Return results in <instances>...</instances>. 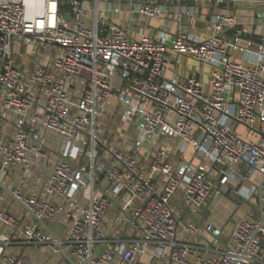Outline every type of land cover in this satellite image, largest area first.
<instances>
[{"label": "built area", "instance_id": "obj_1", "mask_svg": "<svg viewBox=\"0 0 264 264\" xmlns=\"http://www.w3.org/2000/svg\"><path fill=\"white\" fill-rule=\"evenodd\" d=\"M125 1L130 16L156 21L153 34L133 35L117 21L121 5L104 0H66V10L60 0H0V114L17 119L10 142L0 140V175L21 169L15 198L64 228L53 240L31 220L22 243L57 254L59 243L77 264H264V28L226 9L192 31L175 26L198 19L191 9ZM23 46L30 60L18 65ZM173 57L199 69L178 72ZM106 113L117 121L110 139ZM51 155L43 191L25 195L26 175ZM258 192L260 217L236 218L227 236L197 220L210 198ZM4 201L0 189V226L13 230ZM114 203L122 231L108 228ZM0 259L32 264L1 244Z\"/></svg>", "mask_w": 264, "mask_h": 264}, {"label": "crops", "instance_id": "obj_2", "mask_svg": "<svg viewBox=\"0 0 264 264\" xmlns=\"http://www.w3.org/2000/svg\"><path fill=\"white\" fill-rule=\"evenodd\" d=\"M119 1V0H117ZM125 1V0H123ZM136 1V0H135ZM201 1V2H200ZM127 3V2H126ZM160 4H164L167 6L169 14H176V12H181L184 9H191L193 10L196 18L189 20L188 17L183 16L179 22H175V26H181L184 28H189L192 31H198L206 28V25H208V20L211 18V16L218 11H222L224 9L230 8H236V12H238L242 19L241 23L242 25L246 26L250 30H261L264 28V22L260 24L255 23V14L254 13H247L246 10H243L249 5V3L246 2H227L225 4L222 3H216L214 1H204V0H159ZM114 4H120L122 7L121 13L117 17V21L122 22L127 28L130 29V31L133 33V35L138 36L142 33L145 34H153L155 32L157 23L155 20L147 19L141 16V18L133 15L128 12V3L125 6L121 2H116ZM252 3H250L251 5ZM246 6V7H245ZM255 11V10H254ZM110 17H113L110 15ZM24 59L23 65L27 64L30 60L29 57H27L25 54L22 56ZM188 61H191L190 59L186 58H177L173 57L172 60V66L175 68V70L183 71L186 69L190 70H198L199 66L195 64L193 61V64H189ZM170 74V73H169ZM16 122L17 119L15 116H4L0 114V140L10 142L12 139L15 130H16ZM49 140L50 148L53 150L56 149L55 146L58 145L60 142L59 137L57 135L48 134L47 136ZM163 139V138H162ZM161 139V140H162ZM57 141V144L55 142ZM165 143L172 147L174 145V140L166 139ZM53 144V145H52ZM55 144V145H54ZM58 156L51 155L49 156L48 160L43 158L40 160L35 168V172L31 174L26 175V185L23 189L25 195L30 194L32 191L37 190L38 192L43 191L42 182L41 180L46 177V175L49 172L50 164L53 162H57ZM22 175L21 169H16L12 175H10L8 178H4L6 186L12 190L16 187L17 181L19 177ZM230 195H233L235 199H238L236 195L231 193ZM221 201L222 204H220L222 207H219L216 203L217 201ZM240 201V199H239ZM218 202V203H221ZM4 205L8 207V209L16 216L17 223L13 230H9L7 228H4L3 226H0V236H7L10 239V243L4 245L0 241V244L4 246L5 253L9 254H28L31 257L32 264H65L60 254H57L52 251V249L45 247V246H39V247H33L28 244H24L21 241V235L20 231L23 227V225L31 220L33 218L27 213V211L13 198L5 194V201L3 202ZM181 204H177L178 207H180ZM215 207L219 208L222 212H224L225 218L230 216L232 214L234 207H240L239 204L235 202V200H232L228 196H217L210 198L205 207L202 210H199L198 212V221H204V220H210L214 222L217 226H220L223 229L224 235L227 236L232 228L233 220L230 224L226 222H220L216 221L215 217L211 216L209 213V209H214ZM182 208V207H180ZM183 210V209H182ZM118 212V206L114 203L110 213H109V219H108V228L115 229L120 227L119 225L114 224L116 214ZM247 213V210L243 207L240 213V216H244ZM185 214V212H184ZM239 216V217H240ZM184 217L187 219L188 215L185 214ZM238 218V217H237ZM49 224V223H48ZM53 224V223H52ZM52 224L50 225L51 230L54 232L56 237H61L62 233L64 232V228L62 225L57 224L58 226H61L62 229L54 230L52 227ZM1 238V237H0ZM0 264H2V261L0 259ZM134 264H161L158 261H151L148 263L145 257H140ZM164 264H170V263H164Z\"/></svg>", "mask_w": 264, "mask_h": 264}, {"label": "rangeland", "instance_id": "obj_3", "mask_svg": "<svg viewBox=\"0 0 264 264\" xmlns=\"http://www.w3.org/2000/svg\"><path fill=\"white\" fill-rule=\"evenodd\" d=\"M104 1L109 3V4H113V3H116V2H121L125 6L124 8H126V5H127V3H126L127 1H123V0H119V1H117V0H104ZM235 9L236 8H233V9L230 8V7L228 8V10H233V11H236ZM224 10H226V9H224ZM243 10H246L247 13H251L252 12V13L255 14V23L256 24H260V23L264 22V3H252L251 5L249 3V5H247V7L245 9H243ZM25 50L26 49L23 46V47L20 48L19 52L13 53V55H12L13 60L18 65L23 64V62H24V59L22 58V56H24ZM188 63L190 65L193 64L192 61H188ZM101 125H102V128H104L105 131H106V137L110 139L112 137V135L115 133L114 131H115L116 125H117L116 119L115 118H113V119L109 118L108 114L106 113L103 116V118L101 119ZM240 130H241V128H240ZM55 144H57V141L55 142ZM227 196L229 198H231L232 200H235V202L237 204H239L240 207H234L232 214H230V216L227 218V220L225 218L224 212L219 210V208L215 207L212 210L209 209V213L211 214V216L215 217L216 221H220V222L223 221V222H226V223L230 224L233 220H235L237 217L240 216V213H241V210H242L243 207L247 210V213H248L249 216H251L253 218H259L260 217V212L258 210L259 203H258V199L255 196H253V198L250 199L247 202H243L242 200L239 201V199H235V197L233 195H230V194L227 195ZM216 201H217L216 203L218 204V206L222 207L220 205V204H222V202L218 201V200H216ZM218 202H221V203H218ZM180 207H182V209H184V205L182 203H181ZM108 219H109V215H108ZM52 227L54 228V230L62 229V227L58 226L56 223H53ZM116 230L122 231L123 227L120 226V227L116 228Z\"/></svg>", "mask_w": 264, "mask_h": 264}, {"label": "water", "instance_id": "obj_4", "mask_svg": "<svg viewBox=\"0 0 264 264\" xmlns=\"http://www.w3.org/2000/svg\"><path fill=\"white\" fill-rule=\"evenodd\" d=\"M132 1V0H131ZM204 1H220V2H246V3H264V0H204ZM68 19V17H66ZM5 175L1 174L0 175V189L13 198L15 201H17L26 211L27 213L33 218V220L37 221L52 237L53 240H57L56 235L54 232L51 230L50 225L43 220L39 219L25 204L20 202L18 199L15 198L13 195L12 191L6 186L5 180H4ZM101 177V176H100ZM260 194L258 192L257 199L259 200ZM57 249L59 251V254L61 255L63 261L65 264H77L63 249L62 245L57 243Z\"/></svg>", "mask_w": 264, "mask_h": 264}, {"label": "trees", "instance_id": "obj_5", "mask_svg": "<svg viewBox=\"0 0 264 264\" xmlns=\"http://www.w3.org/2000/svg\"><path fill=\"white\" fill-rule=\"evenodd\" d=\"M184 1H189V0H184ZM225 3H227V2H222V4H225ZM66 8H67L66 0H60V9L66 10Z\"/></svg>", "mask_w": 264, "mask_h": 264}, {"label": "bare ground", "instance_id": "obj_6", "mask_svg": "<svg viewBox=\"0 0 264 264\" xmlns=\"http://www.w3.org/2000/svg\"><path fill=\"white\" fill-rule=\"evenodd\" d=\"M26 2L28 3V5L31 7V8H35L36 7V0H26Z\"/></svg>", "mask_w": 264, "mask_h": 264}]
</instances>
